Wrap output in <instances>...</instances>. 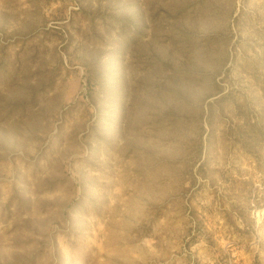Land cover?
<instances>
[{
  "label": "rangeland",
  "instance_id": "rangeland-1",
  "mask_svg": "<svg viewBox=\"0 0 264 264\" xmlns=\"http://www.w3.org/2000/svg\"><path fill=\"white\" fill-rule=\"evenodd\" d=\"M0 264H264V0H0Z\"/></svg>",
  "mask_w": 264,
  "mask_h": 264
}]
</instances>
